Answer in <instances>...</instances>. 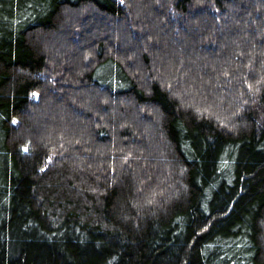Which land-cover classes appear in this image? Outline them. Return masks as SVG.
Here are the masks:
<instances>
[{
  "label": "trees",
  "instance_id": "trees-1",
  "mask_svg": "<svg viewBox=\"0 0 264 264\" xmlns=\"http://www.w3.org/2000/svg\"><path fill=\"white\" fill-rule=\"evenodd\" d=\"M0 264H264V0H0Z\"/></svg>",
  "mask_w": 264,
  "mask_h": 264
},
{
  "label": "rangeland",
  "instance_id": "rangeland-1",
  "mask_svg": "<svg viewBox=\"0 0 264 264\" xmlns=\"http://www.w3.org/2000/svg\"><path fill=\"white\" fill-rule=\"evenodd\" d=\"M38 38H39V39H41V37H40V36H39ZM113 84H114V81H113Z\"/></svg>",
  "mask_w": 264,
  "mask_h": 264
}]
</instances>
